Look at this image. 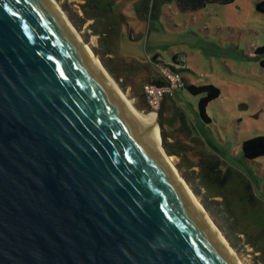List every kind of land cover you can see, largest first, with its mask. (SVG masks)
<instances>
[{"label": "water", "instance_id": "95a60500", "mask_svg": "<svg viewBox=\"0 0 264 264\" xmlns=\"http://www.w3.org/2000/svg\"><path fill=\"white\" fill-rule=\"evenodd\" d=\"M89 57L52 0H0V264H236Z\"/></svg>", "mask_w": 264, "mask_h": 264}, {"label": "rangeland", "instance_id": "374dc122", "mask_svg": "<svg viewBox=\"0 0 264 264\" xmlns=\"http://www.w3.org/2000/svg\"><path fill=\"white\" fill-rule=\"evenodd\" d=\"M55 1L68 19L70 14L80 24L75 29L92 51L110 49L109 58L131 69L121 76L124 90L114 82L133 105H145L141 86L158 78L159 69L150 62L155 56L168 65L173 55L184 56V79L219 91L205 107L207 121L198 107L205 95L194 96L184 88L162 102L157 122L163 125L160 133L175 137L167 139L183 157L174 156L175 166L199 198L211 226L244 264H264V248L262 254H254L248 243L255 240L259 247L258 242H264V157L249 161L241 151L242 143L264 137V56L255 54L264 46V15L256 11L261 0L207 4L194 12H180L167 5L168 0H155L145 21L134 9L137 0H113L115 16L83 7L85 0ZM143 108L141 112H150ZM227 225L234 234L224 231Z\"/></svg>", "mask_w": 264, "mask_h": 264}, {"label": "trees", "instance_id": "16d2710c", "mask_svg": "<svg viewBox=\"0 0 264 264\" xmlns=\"http://www.w3.org/2000/svg\"><path fill=\"white\" fill-rule=\"evenodd\" d=\"M234 1L235 0H168L165 3H167V5H174L176 10L180 11V12H194V11H197V10L205 7L207 4L227 5V4H230ZM154 2H155V0H137L134 3L133 6L137 12V16L139 19H143V20L145 19L146 20V16L148 15V13L150 11L149 9ZM112 4H114L113 0H85V4L83 5V7L91 6L93 9H96L97 11H102L103 13L104 12L110 13L113 16H115V14L112 10ZM161 5H165V4L161 3ZM64 10L66 11L65 7H64ZM256 11L258 13L264 15V0H261L260 2H258V4L256 5ZM161 14H162V12H161ZM68 16H69V19H70L72 25L75 28L80 29V27H81L80 24L78 22H76V20L70 14H68ZM93 51H94L96 57H98L99 60L101 61L103 67L108 72V74L122 88V90H124L125 85L120 83V79H121V76H127L131 72V69H129L126 66V64H123V62L121 60H118L115 58H109L108 57L109 55L113 56V53L110 49H107L104 52H100L99 49L93 48ZM255 54L260 55V56H264V46L257 48L255 51ZM179 56L173 55L172 56L173 61H175L176 58ZM150 62L159 69L158 78L154 79L150 83H154V84L162 86L164 84V82L160 78V67L159 66L164 64V63L158 61L157 56H155ZM115 63L118 65H116ZM261 67L264 69V60L261 61ZM138 70H140L139 67H138ZM181 71H186V70L182 69ZM146 84H148V83H146ZM144 85L145 84H143L141 86L142 92H143V86ZM185 89L190 94H192L194 96L200 95V94L205 95L199 101L198 107H199V112H200L201 116L207 121V118L205 116V107L209 102H211V101H213L219 97V91L212 86L196 87V86H193L191 84H186ZM144 103H145V105L143 107L147 106V108H148L146 100ZM161 105H162V103H161ZM134 107L138 111L144 109L142 106L140 107L138 105H134ZM160 117H162L161 114H160ZM174 122H175V120L171 121L170 125L173 124ZM160 127L163 128L161 120H160ZM166 137H167L166 133L164 131H162L161 132L162 145H163V148L165 149L166 153L169 156L175 155L177 157H182V154L180 152L174 151L171 147L172 145L170 146L167 143ZM174 142H176V141H174ZM241 151H242L244 158L246 160H249V161L255 160L258 158H263L264 157V137L254 138V139H251V140H248V141L242 143L241 144ZM217 165H218V163H216L214 166H210L209 167L210 170L208 172L211 173L212 171H214L217 168ZM184 178L186 179L187 182L191 183L189 176L187 177L186 175H184ZM224 224H226V223H224ZM224 231L232 232V234L235 233V231L229 225H227V227L224 226ZM234 240L239 243V239L236 238ZM248 243H249L250 247H253V249H254L253 253L254 254L255 253L262 254L263 253L262 248H264V242H262V243L258 242L259 247H256L257 245L255 244V240H252V239L248 240Z\"/></svg>", "mask_w": 264, "mask_h": 264}, {"label": "bare ground", "instance_id": "6f19581e", "mask_svg": "<svg viewBox=\"0 0 264 264\" xmlns=\"http://www.w3.org/2000/svg\"><path fill=\"white\" fill-rule=\"evenodd\" d=\"M52 3L54 5L56 11H58L60 13L62 19L66 22V24L70 28V31L73 33V35L76 37V39H78L79 42H83L84 49L87 52V54L90 56L89 58L91 59V61L93 63H96V65H97V67H98V69L100 71V74L103 76V78L105 79V81L107 82V84L109 85V87L122 100V102L127 107V109L129 110V112L131 113V115L138 122L142 123L143 125H147L148 124V117H153L154 118L153 123L148 127V133H149L150 137L153 139V141H154L155 145L157 146L159 152L161 153V155L163 156V158L166 160V162L168 163V165L171 168L172 172L174 173V175L176 176V178L178 179V181L181 183V185L184 187V189L186 190V192L188 193V195L190 196V198L192 199V201L194 202V204L196 205V207L202 212V214L204 215V217L207 220V222L209 224L212 223L211 220H210L209 215L206 213L205 209L201 205L199 198L192 192L190 186L182 179V177L180 175V172L178 171V169L175 166L176 158L174 156H169L166 153V151L164 150V148L162 147V138H161V133H160L161 128H160V126H159V124L157 122V114H155V112H152V111H150L148 113H142V112L138 111L134 107V105L132 104V102L120 90V88L114 82V80L112 79V77L105 70V68L103 67V65H102L101 61L99 60V58H97L95 56V54L93 53L91 47L83 41V39L80 36V34L76 31L75 27L72 25V23L70 22V20L66 16V13H64V11L60 8V6L58 5V3L55 0H52ZM212 228L215 230V232L220 237V239H222L223 235L220 233V231H218L214 227H212ZM222 240H224V239H222ZM222 242L226 245V247L228 248V250L231 252V254H232V256H233L236 264H244V262L238 256V254L234 250H232V248L228 245V243L225 240L222 241Z\"/></svg>", "mask_w": 264, "mask_h": 264}, {"label": "built area", "instance_id": "2783aa9c", "mask_svg": "<svg viewBox=\"0 0 264 264\" xmlns=\"http://www.w3.org/2000/svg\"><path fill=\"white\" fill-rule=\"evenodd\" d=\"M186 58L179 56L173 61L172 65H160V78L164 82L162 86L148 83L143 86V93L148 105L149 111L158 114L161 103L165 98H172L176 92L183 90L188 81L184 79L186 71H181Z\"/></svg>", "mask_w": 264, "mask_h": 264}, {"label": "crops", "instance_id": "0c3cea01", "mask_svg": "<svg viewBox=\"0 0 264 264\" xmlns=\"http://www.w3.org/2000/svg\"><path fill=\"white\" fill-rule=\"evenodd\" d=\"M171 123V122H170ZM175 125V122L173 123V124H171V127H173ZM166 139H175V137L174 136H169V135H167L166 134ZM171 142H173V141H171ZM170 146L172 145V143H169V142H167ZM173 156H175V155H173ZM176 157V156H175ZM213 197V196H212ZM214 198V197H213ZM216 198V197H215ZM214 198V199H215Z\"/></svg>", "mask_w": 264, "mask_h": 264}]
</instances>
